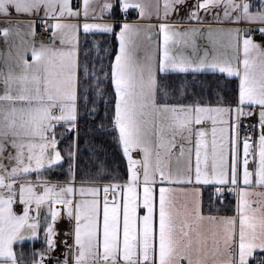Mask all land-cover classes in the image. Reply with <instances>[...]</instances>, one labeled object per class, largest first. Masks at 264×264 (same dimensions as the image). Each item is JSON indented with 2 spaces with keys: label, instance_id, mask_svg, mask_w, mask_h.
I'll return each mask as SVG.
<instances>
[{
  "label": "snow or ice",
  "instance_id": "snow-or-ice-1",
  "mask_svg": "<svg viewBox=\"0 0 264 264\" xmlns=\"http://www.w3.org/2000/svg\"><path fill=\"white\" fill-rule=\"evenodd\" d=\"M0 264H264V0H0Z\"/></svg>",
  "mask_w": 264,
  "mask_h": 264
}]
</instances>
